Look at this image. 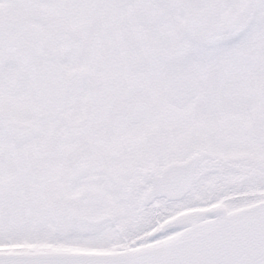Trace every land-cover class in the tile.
Masks as SVG:
<instances>
[{
    "label": "snow or ice",
    "instance_id": "6c2138e0",
    "mask_svg": "<svg viewBox=\"0 0 264 264\" xmlns=\"http://www.w3.org/2000/svg\"><path fill=\"white\" fill-rule=\"evenodd\" d=\"M0 264H264V0H0Z\"/></svg>",
    "mask_w": 264,
    "mask_h": 264
}]
</instances>
